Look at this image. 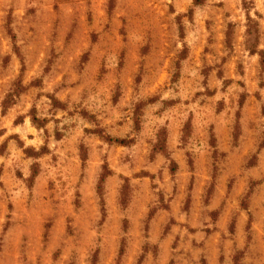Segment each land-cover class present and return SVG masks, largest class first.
Here are the masks:
<instances>
[{
  "label": "rangeland",
  "instance_id": "obj_1",
  "mask_svg": "<svg viewBox=\"0 0 264 264\" xmlns=\"http://www.w3.org/2000/svg\"><path fill=\"white\" fill-rule=\"evenodd\" d=\"M0 264H264V0H0Z\"/></svg>",
  "mask_w": 264,
  "mask_h": 264
},
{
  "label": "trees",
  "instance_id": "obj_2",
  "mask_svg": "<svg viewBox=\"0 0 264 264\" xmlns=\"http://www.w3.org/2000/svg\"><path fill=\"white\" fill-rule=\"evenodd\" d=\"M253 53H256L255 50H252ZM260 54L262 55V52H260ZM43 123V122H42ZM112 141V140H111ZM116 142H119L121 143L122 145H125V146H129L131 144V141L129 140H126V139H117L115 140Z\"/></svg>",
  "mask_w": 264,
  "mask_h": 264
}]
</instances>
